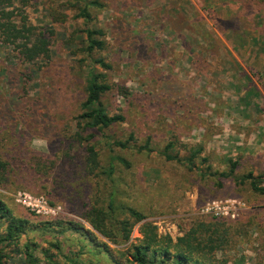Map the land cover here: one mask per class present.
<instances>
[{
	"label": "rangeland",
	"instance_id": "374dc122",
	"mask_svg": "<svg viewBox=\"0 0 264 264\" xmlns=\"http://www.w3.org/2000/svg\"><path fill=\"white\" fill-rule=\"evenodd\" d=\"M26 1L12 0L50 36L51 59L37 71L38 64L15 62L0 45V150L12 149V162L22 168L20 185L0 187V198L29 225L17 245L5 247L6 264H114L104 244L119 246L83 219L103 176L83 172L85 145L68 138L91 58L111 65L93 68L112 84L102 99L108 111L125 115L108 134L124 139L132 132L138 144L150 137L148 154L111 151L96 138L101 165L115 155L130 163H115L117 202L142 211L173 239L196 218L243 220L217 260L264 264V193L232 179H202L157 152L170 140L176 149L200 144L214 172L233 159L237 175H264V0H97L100 7L91 0ZM84 7L89 19L76 16ZM86 28L106 33V49L90 57L83 52ZM139 225L127 244L138 241Z\"/></svg>",
	"mask_w": 264,
	"mask_h": 264
},
{
	"label": "trees",
	"instance_id": "16d2710c",
	"mask_svg": "<svg viewBox=\"0 0 264 264\" xmlns=\"http://www.w3.org/2000/svg\"><path fill=\"white\" fill-rule=\"evenodd\" d=\"M22 5L27 4L21 0ZM88 5L98 6L97 0H91ZM89 19L87 7L82 8L76 15ZM57 20V19H55ZM82 39L83 52L90 57L95 51L106 49V33L101 28H86ZM0 45L10 48L12 58L20 64H47L51 59L50 36L37 25L32 24L25 12H18L12 0H0ZM40 63V65H39ZM92 68L86 71L84 79V99L79 105V112L75 117V128L68 135L70 143L85 145L82 161L83 172L92 178L103 176L102 183L98 181L90 192V205L83 212V219L96 234L107 239L119 247L110 250L104 244V250L114 264H226L225 260H217V252L225 250L228 240L233 234L245 227L243 220L232 221L228 217L196 218L181 236L173 239L169 235H161L156 225L146 220V215L129 203L117 202V186L115 169L117 163L128 168L130 163L126 158L110 156L106 166L101 165V158L96 147V138L103 137L111 151L135 149L138 153H150V137L143 144H138L134 133H129L124 139L112 138L108 131L125 120L120 111L111 114L103 102V97L112 90L105 72L96 71L93 66L98 65L104 71L110 70L111 65L102 58H91ZM36 71V72H37ZM6 145V144H4ZM83 146V145H82ZM180 151L183 155H180ZM159 156L165 160L175 162L187 171H196L202 179L206 176L232 179L235 186L248 184L249 189L257 194H263L264 188L260 183L264 175H253L252 172L237 175L239 165L236 160L228 159L225 171L214 172L208 164V159L202 156L203 145L182 143L176 149L174 141H168L157 150ZM12 149L3 147L0 150V187L20 185V169L17 162H12ZM204 164L197 165V160ZM96 180H100L96 178ZM222 187V182L216 184ZM140 223L137 242L131 240V232L135 224ZM49 226V225H48ZM47 226V227H48ZM29 228L28 220L16 215L10 206L0 198V264H6V248L18 241ZM77 229L76 225L73 226ZM95 233H87L86 238L95 245ZM25 256L33 261L29 245L24 246Z\"/></svg>",
	"mask_w": 264,
	"mask_h": 264
}]
</instances>
